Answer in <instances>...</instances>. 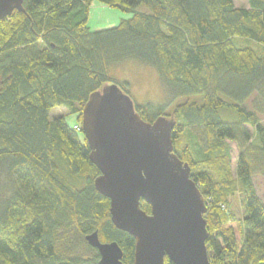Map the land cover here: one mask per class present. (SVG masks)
Wrapping results in <instances>:
<instances>
[{
    "label": "trees",
    "instance_id": "1",
    "mask_svg": "<svg viewBox=\"0 0 264 264\" xmlns=\"http://www.w3.org/2000/svg\"><path fill=\"white\" fill-rule=\"evenodd\" d=\"M93 2L132 17L90 31ZM22 8L0 20V264H99L86 241L95 232L133 263V238L113 226L109 200L94 188L99 172L73 129L81 125L50 117L63 107L81 122L89 96L112 83L128 95L111 76L128 62L155 70L163 89L161 105L134 104L143 121L167 118L174 105V153L206 204L210 263L264 264V203L253 185L254 175L264 180V0L245 8L232 0H24ZM228 143L239 150L235 171ZM236 195L240 217L231 210ZM140 208L150 213L143 201Z\"/></svg>",
    "mask_w": 264,
    "mask_h": 264
},
{
    "label": "water",
    "instance_id": "2",
    "mask_svg": "<svg viewBox=\"0 0 264 264\" xmlns=\"http://www.w3.org/2000/svg\"><path fill=\"white\" fill-rule=\"evenodd\" d=\"M24 0H0V20L23 12ZM81 133L97 168L95 190L109 200L113 226L134 240L132 264H211L206 249V204L190 167L174 153L175 121L145 122L118 85L91 94L81 112ZM150 207L147 214L140 202ZM99 264H123L115 242L86 237Z\"/></svg>",
    "mask_w": 264,
    "mask_h": 264
},
{
    "label": "rangeland",
    "instance_id": "3",
    "mask_svg": "<svg viewBox=\"0 0 264 264\" xmlns=\"http://www.w3.org/2000/svg\"><path fill=\"white\" fill-rule=\"evenodd\" d=\"M232 1L237 8L247 7V0ZM140 10L144 11V8L142 7ZM131 17L132 14L130 12L122 11L118 8L107 7L97 2H93L88 10L86 26L90 31L106 30L117 27L121 22L128 20ZM111 76L116 83H126L128 85L127 93L133 100L134 104L161 105L163 103V89L158 74L155 70L136 62H128L123 65L113 67L111 70ZM254 103L255 96L253 95L249 100L246 101L244 106L247 110L253 111ZM173 107L174 105L166 109L168 119L171 117L170 115ZM50 117H64L66 124L71 127L76 123L81 125V123L77 121V114H71L66 108L63 107L53 109L50 113ZM257 117L261 124L264 125V114H258ZM78 136L81 140L84 139L81 132L78 133ZM190 141L192 140L190 139ZM181 144H185L184 139H182ZM228 144L230 146L231 168L232 171H235L239 150L235 143ZM253 185L259 199L264 203V180L261 175H254ZM241 201L242 199L236 195L231 202L232 213L238 217H240L243 212Z\"/></svg>",
    "mask_w": 264,
    "mask_h": 264
},
{
    "label": "built area",
    "instance_id": "4",
    "mask_svg": "<svg viewBox=\"0 0 264 264\" xmlns=\"http://www.w3.org/2000/svg\"><path fill=\"white\" fill-rule=\"evenodd\" d=\"M73 129H74L76 132H79V131H80V126L75 125V126H73Z\"/></svg>",
    "mask_w": 264,
    "mask_h": 264
},
{
    "label": "bare ground",
    "instance_id": "5",
    "mask_svg": "<svg viewBox=\"0 0 264 264\" xmlns=\"http://www.w3.org/2000/svg\"><path fill=\"white\" fill-rule=\"evenodd\" d=\"M80 129H81V126H80Z\"/></svg>",
    "mask_w": 264,
    "mask_h": 264
}]
</instances>
